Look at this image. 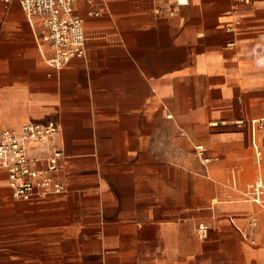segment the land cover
I'll list each match as a JSON object with an SVG mask.
<instances>
[{
	"label": "crops",
	"instance_id": "crops-1",
	"mask_svg": "<svg viewBox=\"0 0 264 264\" xmlns=\"http://www.w3.org/2000/svg\"><path fill=\"white\" fill-rule=\"evenodd\" d=\"M74 8L85 55L56 69L37 20L0 0V132L55 122L64 187L18 199L0 168V264H264V211L242 193L264 179L247 123L264 120V0Z\"/></svg>",
	"mask_w": 264,
	"mask_h": 264
},
{
	"label": "built area",
	"instance_id": "built-area-1",
	"mask_svg": "<svg viewBox=\"0 0 264 264\" xmlns=\"http://www.w3.org/2000/svg\"><path fill=\"white\" fill-rule=\"evenodd\" d=\"M8 2L9 0H4ZM75 0H18L26 18L31 23L37 20L40 26L39 41L50 49L47 63L60 69L72 58L85 55V35L82 18L75 12ZM90 2L91 0H84ZM183 4L187 0H174ZM90 14H97L88 11ZM251 140L264 127V120L247 121ZM58 125L53 121L45 123L26 122L17 127H5L0 132V168L7 174L8 187L15 198L27 200L44 194H57L63 191L62 182L57 177L63 158L62 150L54 144L53 138ZM202 162L209 158L203 154V147H194ZM35 151L43 152L40 155ZM259 160L260 152H256ZM230 188L236 189L235 174H230ZM243 196L264 211V179L255 178L245 184ZM251 218L250 223L254 221ZM196 232L200 238L206 237L207 227L198 223Z\"/></svg>",
	"mask_w": 264,
	"mask_h": 264
},
{
	"label": "rangeland",
	"instance_id": "rangeland-1",
	"mask_svg": "<svg viewBox=\"0 0 264 264\" xmlns=\"http://www.w3.org/2000/svg\"><path fill=\"white\" fill-rule=\"evenodd\" d=\"M257 139H258V143L261 144V149L264 148V146H262V145H264V139H262L261 133H259ZM247 144L249 145L250 152H249V154L247 153L245 155H242L241 158H244L246 162H249L252 165L253 168L251 169V171L247 170V175H246V179L245 180L252 179V178H254V176L256 174H258L257 167H256V158L254 157V150H253V148H252L250 143H247ZM259 170L261 172L260 174L264 175V169H262V167H259Z\"/></svg>",
	"mask_w": 264,
	"mask_h": 264
},
{
	"label": "bare ground",
	"instance_id": "bare-ground-1",
	"mask_svg": "<svg viewBox=\"0 0 264 264\" xmlns=\"http://www.w3.org/2000/svg\"><path fill=\"white\" fill-rule=\"evenodd\" d=\"M256 157V156H255Z\"/></svg>",
	"mask_w": 264,
	"mask_h": 264
}]
</instances>
